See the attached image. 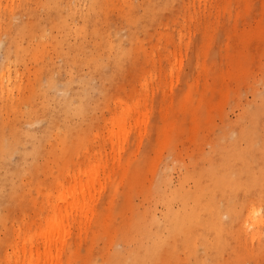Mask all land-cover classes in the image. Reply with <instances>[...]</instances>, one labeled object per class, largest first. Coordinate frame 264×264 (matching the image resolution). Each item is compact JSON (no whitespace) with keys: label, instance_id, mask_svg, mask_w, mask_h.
I'll return each mask as SVG.
<instances>
[{"label":"rangeland","instance_id":"rangeland-1","mask_svg":"<svg viewBox=\"0 0 264 264\" xmlns=\"http://www.w3.org/2000/svg\"><path fill=\"white\" fill-rule=\"evenodd\" d=\"M54 211L50 264H264V0H0V264Z\"/></svg>","mask_w":264,"mask_h":264},{"label":"bare ground","instance_id":"bare-ground-1","mask_svg":"<svg viewBox=\"0 0 264 264\" xmlns=\"http://www.w3.org/2000/svg\"><path fill=\"white\" fill-rule=\"evenodd\" d=\"M109 13L100 14L98 11L94 13V15H108ZM88 14L84 21L80 25V29L82 27L88 29V26H94L96 20L94 16H89ZM122 22V21H121ZM34 26V25H33ZM30 28V27H29ZM26 29V33L30 35V33H34V30L31 31V28ZM33 29V28H32ZM87 32H84L80 35L79 41L75 42L73 46L69 47V52L73 55L78 53H85L84 49L87 46L83 44L85 41V37ZM96 38V37H95ZM100 47V45H97ZM100 55H103L100 53ZM3 75V74H2ZM117 122L122 121L120 118L116 119ZM117 138V134L111 131V140ZM97 166H91L88 170L79 171V174L83 173L85 180H79V176L75 174L70 175L71 185L69 183L64 186L62 182H57L61 188L59 201L63 203V210L65 211L63 214V220L67 218L70 213H68L67 209H76L75 212H81L83 209H86L87 204L85 203V196L90 192L93 182L95 181V176L97 177ZM69 174V171H67ZM69 186V187H68ZM53 209H57L61 212V208L59 206L53 207ZM53 212V215L50 218L45 220V226L38 233L30 234L27 237L21 239V246L18 247V244L15 243L13 246V256L15 257V261L20 260L19 253L23 257V262L21 260L20 264H50L54 258V254L56 252L57 244H60V239H58L59 230L62 225V220L60 219V215ZM255 210L251 209L250 213H254ZM79 214V213H78ZM36 235L41 240V250L34 247L32 241L36 237ZM26 252L28 253L27 257L24 256ZM42 262V263H40Z\"/></svg>","mask_w":264,"mask_h":264}]
</instances>
